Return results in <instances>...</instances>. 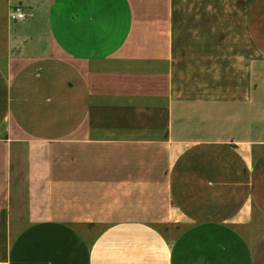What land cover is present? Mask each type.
Segmentation results:
<instances>
[{
  "label": "crops",
  "instance_id": "1",
  "mask_svg": "<svg viewBox=\"0 0 264 264\" xmlns=\"http://www.w3.org/2000/svg\"><path fill=\"white\" fill-rule=\"evenodd\" d=\"M0 264H264V0H0Z\"/></svg>",
  "mask_w": 264,
  "mask_h": 264
},
{
  "label": "built area",
  "instance_id": "2",
  "mask_svg": "<svg viewBox=\"0 0 264 264\" xmlns=\"http://www.w3.org/2000/svg\"><path fill=\"white\" fill-rule=\"evenodd\" d=\"M27 12L24 8L16 7L10 10L9 18L12 22H22L27 19Z\"/></svg>",
  "mask_w": 264,
  "mask_h": 264
}]
</instances>
